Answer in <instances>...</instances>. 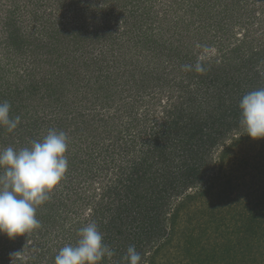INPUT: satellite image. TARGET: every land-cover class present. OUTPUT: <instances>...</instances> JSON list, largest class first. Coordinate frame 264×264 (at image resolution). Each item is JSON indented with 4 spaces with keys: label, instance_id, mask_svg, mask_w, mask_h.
<instances>
[{
    "label": "trees",
    "instance_id": "obj_1",
    "mask_svg": "<svg viewBox=\"0 0 264 264\" xmlns=\"http://www.w3.org/2000/svg\"><path fill=\"white\" fill-rule=\"evenodd\" d=\"M125 1L119 7L120 0H107L96 11L90 0L82 15L71 11L62 18L39 9L49 0L0 3V103L7 101L10 117L20 119L13 131L0 126V149L42 140L52 122L58 132L85 133L95 150L80 161V170L79 152L68 138L67 169L78 180L64 178L37 208L39 229L11 240L0 236V264H23L9 259L13 250L25 251L29 264H54L58 251L74 245L89 223L113 251L100 264H129V246L140 253L139 264H263L264 140L253 157L245 154L251 139L238 105L243 95L264 88V7L257 11L247 0H169L158 8L159 0ZM87 10L109 39L102 59L86 57L89 42L98 39L79 24ZM111 15L122 18L125 33L138 24L141 33L117 47L129 63L105 71L113 69L103 59L116 41L100 25L111 23ZM151 23L178 35L179 50L172 48L181 62L173 68L182 75L166 99L145 95L156 83L165 87L160 54L172 51L163 39L174 36L158 37ZM199 47L214 54L199 57ZM197 63L204 72L183 69ZM126 74L135 91L128 101L117 89ZM139 98L151 108L142 110ZM100 157L106 161L98 163Z\"/></svg>",
    "mask_w": 264,
    "mask_h": 264
},
{
    "label": "clouds",
    "instance_id": "obj_2",
    "mask_svg": "<svg viewBox=\"0 0 264 264\" xmlns=\"http://www.w3.org/2000/svg\"><path fill=\"white\" fill-rule=\"evenodd\" d=\"M183 69L205 71L199 63L186 64ZM10 107L7 101L0 103V126L13 131L20 119L10 117ZM238 110L247 136L253 141L264 140V88L243 95ZM67 148V134L50 129L42 140H33L27 147L0 149V236L11 240L41 227L36 210L64 179L68 168ZM112 255L97 225L89 223L79 230L74 245L58 251L54 264H100L102 258ZM124 258L129 264L141 261L135 246L127 248Z\"/></svg>",
    "mask_w": 264,
    "mask_h": 264
},
{
    "label": "rangeland",
    "instance_id": "obj_3",
    "mask_svg": "<svg viewBox=\"0 0 264 264\" xmlns=\"http://www.w3.org/2000/svg\"><path fill=\"white\" fill-rule=\"evenodd\" d=\"M0 1H1L0 3L1 4H4V5H6L7 3L10 2V0H0ZM88 1H90V0H81V1L76 0L75 2L78 3V4L71 5V0H61V1H59V0H49V2H46L45 5L44 6L42 5V7H39V9L42 12H46V13H49L50 11L52 13L54 12L55 13V16L60 17V18L67 17L68 14H72L71 11L73 13L78 14V15L79 14L82 15L83 11L86 9L83 6V4L86 3V2H88ZM106 1L107 0H94L93 3L95 5V7H96L94 10L99 11L100 6L106 7L107 6ZM248 1H250L251 3H252V1H254L253 3H256L257 4V7H258L257 8V11H260L261 10V7H264V5L261 6L264 3L263 0H247V2ZM125 2H126L125 0H120L119 7H121L122 5H124ZM149 2H150V0L149 1L148 0H143V5L145 3H147L149 5ZM159 2H161V4L160 3H157V8L160 5H163L165 3L167 4L169 2V0H159ZM134 4L137 5V2L134 1ZM28 7L29 6H26V8H28ZM129 8H130V10L132 9V4L129 6ZM87 13L88 14L87 15H84V17H83V21L85 23H79V24L81 26H84L86 24L84 28H86V30L88 32H91L90 30H92L94 33H96L97 36H98V39L95 38L96 40L93 39L92 41L89 42V43H91L93 45L87 50L88 55H86V57L87 58L89 57V58L94 59V60H96L98 58L99 59H102V57L100 56V53L102 52L101 49L103 48L105 42L108 41L109 39H108V37L102 35L103 32H102V30L100 28H98L99 27L98 26L99 22H98L97 18L95 17V15L93 14V12H90L89 10H87ZM61 15H62V17H61ZM112 15H114V14H112ZM112 15H111V17H112L111 18V20H112L111 23L109 22V24H106L105 25V22L102 20L104 22V25L103 24L100 25L102 27L104 26V33H105V35H106V33L112 34V40L113 41H116V43H115L116 46L112 49L111 52H109V55L106 56L105 59H103L105 61L104 66L106 65L105 67L108 68L107 65H112L113 64V69L109 67L105 71H114L117 68V65L116 64L119 63L120 61H122V63H123V61L125 59H126L125 60L126 63L127 64L129 63L130 59L128 58V56L120 55V53H118L119 49L117 47L119 46V44H123L124 42H126V41H128L130 39H132V40H135L136 39L137 40L139 38V36H140V33H141L140 30L137 31L139 24L138 25H135L132 29H129L128 28L129 31L127 33H125V29H124L125 24L123 23L122 18H119V15H115L114 17ZM69 17H72V16H69ZM98 19L100 21L102 19V17L99 16ZM26 23L27 22H25V21L23 22L24 25H29V24H26ZM40 24L41 23L38 22V26ZM151 24H152V27H155V31L159 32L158 37H160V36L162 37L163 36V38H167V34H168V37H170V35L172 34V33H168V32L162 33V31H160L161 25H159L157 23H151ZM196 24L198 25L199 22L196 23ZM86 36H91V35L90 34H87ZM177 36L178 35H175L173 37L174 38V41L173 40H164L163 39V41L165 42V49H168V48L171 47L172 51L170 53L164 51L162 55L160 54V58H162V57L165 56V58H163L161 60L164 63V66H163V70L162 71H163V74H164L165 87L167 85L169 88H165L164 87L162 89L161 88V83L160 84L156 83V84H154V85H152V86H150L148 88L149 90L146 92L147 94L145 96H147V95L150 96L151 91L153 93H156V96L155 97L161 98V99H166V98L170 97L172 94L173 95L175 94V92L174 93H171L170 92V90L172 88L171 86L176 81L174 78L176 76L182 75V71L181 70L178 71V70H175L173 68V66L176 67V69H178L177 66L180 68L179 63L181 62V56L178 54V52H176L177 51L176 49H173V48H177V45L179 44L176 41ZM91 38H93V37H91ZM120 38H123V39L118 40ZM150 45H151V43H150ZM135 47L137 49H139L140 45L139 46L138 45H135ZM177 49L179 50V48H177ZM199 52H200L199 54L197 52H195V53H197L199 57H203V58L214 54V51H212L211 49L210 50H207L206 48H204L203 50H201L200 47H199ZM149 53H152V51H150ZM140 56H142V53H141ZM134 58L137 59V56H134L132 58V60ZM144 66H146V65H144ZM117 69H119V68H117ZM127 77L128 76L126 74L125 75V78H122V79L118 78L119 80H118V87H117L118 90L119 89L120 90H123V91H121V97H122L123 100L126 99V101H128L129 100V96L130 95H133L134 92H135V91L129 89L131 86H130L129 81L127 80ZM123 79H124V81L127 80L125 85L122 83ZM174 91H175V89H174ZM176 93H177V91H176ZM145 96H144V98H145ZM139 100H140V106H141V109L142 110L145 111V109H148V108L150 109L151 108V106L148 105V104H150V103H148L149 100H147V99L146 100H143V98H139ZM97 107H98V109L101 112H103V115H106L107 114V110H101L100 106H97ZM155 109H156V107L153 106V111H155ZM159 110H160V108L158 107L155 112L157 113ZM112 111H114V110H112ZM142 114H143V112H142ZM46 123H48V120L47 119H46ZM49 127H51V129H54V123L51 122V124H49ZM63 132H65L67 134V136L70 139L72 145L75 146L74 148H72L73 151H77L78 150V152H79L78 163H79V169L81 170V168H80L81 167L80 166V161H83V160L85 161L89 157V154L91 152H95L94 148L89 145V143L91 142V140H90V138H87V135L85 133H83V132H78V134L75 133V135H74V133L72 134L70 128L68 130H66V131H63ZM41 134H43V132H41ZM249 143L250 144H247L248 146H245V149H246L245 150L246 151L245 154L251 155L253 157L255 155L254 153L256 152L257 145L260 143V140H256V141L249 140ZM66 155H67V152H66ZM219 155L220 154H219L218 150H216L215 152H213V158H212L213 159L212 160L213 162H212V164H214L217 161ZM241 155H244V154H242L241 151L239 153H237V156L240 157V158H241ZM116 156H117L118 159L120 158L117 153H116ZM237 156H235V157H237ZM120 160H118L116 162H120ZM96 161L98 163H101V162L106 161V159L103 158V157H100V158H96ZM227 163L230 164L231 163V160L229 159ZM81 165H84V163H81ZM109 169H110V167H109ZM100 177L104 181H106V179H107L104 176V171L102 172V174H101ZM64 178H66V183L68 181H70V180H72V181L73 180H78V178L76 177V173H72V172L69 173V170L68 169H67V172H66V175H65ZM247 178H249V176ZM93 180H95V182H94V185L96 184L95 187H98V182H100L99 179H97V177H96ZM87 182L92 183V179H90V181H87ZM70 184H68V185H70ZM83 184L86 185V183H83ZM58 189L60 190V188H58ZM29 257H30L29 255L25 254V251L20 252V251L13 250V251H11V253H9V259L10 260H11V258L12 259L18 258L20 260H23V264H29V260H30ZM27 260H28V262H27ZM11 264H14V263H11ZM15 264H17V263H15ZM263 264H264V262H263Z\"/></svg>",
    "mask_w": 264,
    "mask_h": 264
}]
</instances>
